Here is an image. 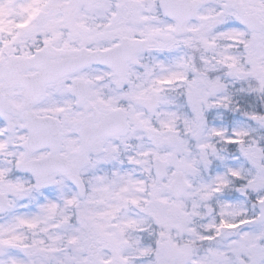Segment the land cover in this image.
<instances>
[{
	"label": "snow or ice",
	"instance_id": "obj_1",
	"mask_svg": "<svg viewBox=\"0 0 264 264\" xmlns=\"http://www.w3.org/2000/svg\"><path fill=\"white\" fill-rule=\"evenodd\" d=\"M0 264H264V0H0Z\"/></svg>",
	"mask_w": 264,
	"mask_h": 264
}]
</instances>
